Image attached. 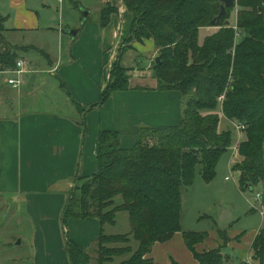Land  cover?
I'll list each match as a JSON object with an SVG mask.
<instances>
[{"label": "trees", "instance_id": "16d2710c", "mask_svg": "<svg viewBox=\"0 0 264 264\" xmlns=\"http://www.w3.org/2000/svg\"><path fill=\"white\" fill-rule=\"evenodd\" d=\"M134 16L128 43L153 40L160 64L154 62L158 88L178 91L183 115L178 127L143 128L139 142L121 146L118 132L103 131L99 140V172L79 176L62 214L69 220L96 218L101 230L89 250L70 239L66 249L71 264H157L147 258L156 243L181 231L183 194L192 189L197 169L206 182L229 151L232 132L219 131L222 113L229 121L247 126L240 147V190L253 191L264 180V0H238L237 33L229 27L232 8L216 33L200 42L202 29L213 28L222 0H123ZM117 10L106 6L100 24L106 27ZM7 18L0 13V72L14 71L18 53L5 41ZM86 22V21H85ZM130 70L120 62L112 82L97 105L116 91H126ZM121 203H118V201ZM127 213L130 232L109 235L108 226ZM205 233L188 232L184 238L199 264L230 262L224 249L197 253ZM253 262L264 261V231L251 248ZM255 260V261H254ZM176 264V263H175Z\"/></svg>", "mask_w": 264, "mask_h": 264}, {"label": "crops", "instance_id": "0c3cea01", "mask_svg": "<svg viewBox=\"0 0 264 264\" xmlns=\"http://www.w3.org/2000/svg\"><path fill=\"white\" fill-rule=\"evenodd\" d=\"M107 1L115 5L117 12L111 16L106 27L100 24V20L88 25L87 20L84 22L80 19V28L58 30L62 44L56 59L51 57L48 49H37L44 52L49 60L47 73L54 78L53 83L36 76L40 72L36 70L39 63L31 67L33 64L18 56L26 63L20 87L27 90L21 89L18 93L20 110L15 115L0 118V174L15 175L14 188L9 194L24 195L28 207L34 204L38 216L36 219L34 217L41 232V235H37L36 231L34 236V242L37 236L40 242H37L34 256L36 264H55V260H59L58 264H71L66 249L67 239L80 249L89 250L99 237L101 226L96 218L70 220L68 233L62 231L60 224L63 222L62 214L69 193L75 188L77 178L99 172V140L103 131L118 132L122 148L130 149L139 142L143 128L178 127L181 124L184 109L181 94L178 91L160 90L154 71L153 74L144 71L140 75L133 66L125 67L131 70L128 89L111 93L102 105L91 109L109 88L115 65L133 60L129 53L135 55L147 48L154 52V58L158 57L153 40L127 43L134 16L123 0H104L103 4ZM12 2V6L18 9L15 30H38L40 19L36 13L27 9L26 0ZM6 18L5 26L10 17ZM73 30H78L75 38L68 33ZM9 45L17 52L36 49L32 46ZM132 77L137 80H132ZM47 91L57 95L50 97ZM27 98L34 105L38 104V108L23 106L22 101ZM219 113L227 120L221 108ZM4 187L2 180L0 188ZM52 197L59 200V221L54 222L55 236L49 238L44 231L49 221L41 210L46 207L44 200ZM230 220V214L224 212L220 222L225 224ZM212 221L214 229H196L190 228L183 220L181 231L167 242L156 243L147 258L157 264H199L186 244L184 233L188 232L207 234L203 242L195 245L197 253L230 247L242 248L243 241L246 242L247 254L250 253L258 233H254L247 241L244 233L232 231V228L225 227L215 219ZM128 223L130 226L129 218ZM225 231L231 239L224 246L222 237ZM241 235L240 242L233 241ZM252 262L240 260L241 264ZM226 264L237 263L230 258Z\"/></svg>", "mask_w": 264, "mask_h": 264}, {"label": "rangeland", "instance_id": "374dc122", "mask_svg": "<svg viewBox=\"0 0 264 264\" xmlns=\"http://www.w3.org/2000/svg\"><path fill=\"white\" fill-rule=\"evenodd\" d=\"M103 1L63 0L60 2V0H26L27 9L38 15L40 26L38 30H30L28 28L15 30L18 24L16 19L18 9L12 6V0H1V15L10 17L3 33L4 38L11 45L35 47L36 49L29 48L26 51L19 50L17 52L18 56L33 64L31 67H34L36 62L39 63V68L36 70H40V72L36 76L44 77L53 83L54 78L47 73L49 60L44 52L37 49H48L51 57L56 59L59 47L62 44V38H60L58 30L66 29L67 27L70 29L80 28L82 26L81 20L84 21L83 10L89 13L86 24L93 25L100 20L101 11L106 6L110 5L116 9L111 2L107 1L103 4ZM237 1L236 6L232 8L229 19V27L236 31L235 37L239 35L237 33ZM218 29L219 27L202 29L200 42L203 43L205 38L216 33ZM240 39L241 37L235 38L233 49H235L237 46L236 42ZM129 54L133 60L130 63L123 61L122 66L124 68L133 66L140 75L144 71L148 74H153L154 62L157 58H154V52H150L146 48L144 52L135 53V55L133 52ZM12 78H16V75L12 72H0V118L15 115L20 110L21 105L18 104V93L21 89L22 91L27 90V88L21 87L20 90L13 89L8 84V80ZM131 79L137 80L133 77ZM47 95L53 97L57 94L47 91ZM222 98L224 101L225 95ZM22 105L27 108H38V104L34 105L29 98L24 99ZM227 120L221 117L219 131L230 130L232 132L233 139L229 151L222 156L216 169V176L211 182H206L200 173V168L197 169L194 186L183 194L182 222L184 220V223L190 228L214 229L215 224L212 219L223 224L220 219L224 212H227L230 214L231 220L223 225L227 228H232V231L236 230L244 233L248 241L254 233L264 231V180L253 191L242 192L240 190V174L235 170V167L242 161L239 150L242 144L247 141V126L238 121H230L229 123V120ZM237 124L245 128L241 130V133H238L235 129ZM238 143L239 150L236 152L233 147ZM7 177L9 178L7 179ZM14 177V174H0V187L2 180L5 184L4 188H0V264H36L34 256L39 236L36 237L35 242L34 236H36V231H38L37 235H41L40 229L35 222L38 216L34 210V204L32 207H28L24 195H19L18 193L16 195L9 194L10 190L14 188ZM257 194L262 196L260 201L256 199ZM31 202L33 203V199ZM58 203L59 200L56 197L46 199L44 200L46 207L41 210V213L45 214L46 220L49 221L48 226L44 228L49 238L56 234L54 222L59 221ZM118 203H121V201L119 200ZM28 213L32 215L29 216ZM197 215H199L198 221L196 219ZM201 216L203 218L200 219ZM69 221L65 225L63 222L60 224L62 231L68 233ZM129 232L130 226L127 213L119 214L116 226L113 225L106 228V233L109 235H126ZM242 236L234 238L233 241L240 242ZM222 238L224 246L228 245L231 238L226 235V231ZM18 242L20 243L18 244ZM245 247L246 242L243 241L242 248L230 247L224 251L234 263L241 264L240 260L248 263L249 261L252 262L253 253L247 254ZM58 261L55 260L54 263L58 264ZM250 264H264V261H255Z\"/></svg>", "mask_w": 264, "mask_h": 264}, {"label": "built area", "instance_id": "2783aa9c", "mask_svg": "<svg viewBox=\"0 0 264 264\" xmlns=\"http://www.w3.org/2000/svg\"><path fill=\"white\" fill-rule=\"evenodd\" d=\"M235 2H236V0H235ZM236 37H240V36L238 35ZM25 64H26L25 61L20 59L17 61L16 69L14 71H10L16 75V78H12V79L8 80V84L14 89H18L23 83V77L25 74V69H24ZM222 104H223V98H221V100H220V108L221 109H222ZM235 129L238 133H241V130H244L245 128H244V126L237 124ZM233 148L237 152L239 150V143L237 145H234ZM261 198H262V196L260 194L256 195V199L258 201H260Z\"/></svg>", "mask_w": 264, "mask_h": 264}, {"label": "water", "instance_id": "95a60500", "mask_svg": "<svg viewBox=\"0 0 264 264\" xmlns=\"http://www.w3.org/2000/svg\"><path fill=\"white\" fill-rule=\"evenodd\" d=\"M223 5L221 6V11L219 13V15L214 18V20H212L211 22V26L212 27H219L221 25L222 20L227 16V9L235 7L236 6V2L235 0H222ZM83 14V18L84 21L87 20V18L89 17V13L86 10H83L82 12ZM69 34L72 35L73 38H75L78 34V30H73V31H69ZM158 64H160V57H157L155 60ZM20 242H18L19 244Z\"/></svg>", "mask_w": 264, "mask_h": 264}]
</instances>
